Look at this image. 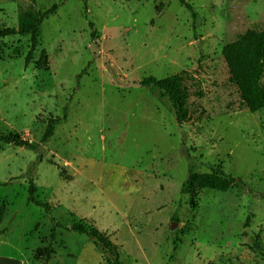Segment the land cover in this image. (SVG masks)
Here are the masks:
<instances>
[{
	"label": "rangeland",
	"instance_id": "374dc122",
	"mask_svg": "<svg viewBox=\"0 0 264 264\" xmlns=\"http://www.w3.org/2000/svg\"><path fill=\"white\" fill-rule=\"evenodd\" d=\"M187 1L195 19L178 0H85L86 12L82 0H0L1 27L57 4L28 65V35L0 38V135L38 144L0 141V264H106L98 244L64 228L78 220L107 234L120 264H264L254 247H264V109L244 107L221 53L264 29V0ZM181 71L190 118L178 124L137 81ZM210 165L246 187L180 192L190 169ZM29 180L49 213L27 202Z\"/></svg>",
	"mask_w": 264,
	"mask_h": 264
},
{
	"label": "trees",
	"instance_id": "16d2710c",
	"mask_svg": "<svg viewBox=\"0 0 264 264\" xmlns=\"http://www.w3.org/2000/svg\"><path fill=\"white\" fill-rule=\"evenodd\" d=\"M82 1L86 12V2L85 0ZM178 2L190 12L194 19L196 18L192 4L187 0H178ZM56 8L57 4L54 3L45 10H23L18 15L15 27L0 26V38L13 35L29 36L30 45L24 57L25 65L32 61L33 53L39 45L41 23L45 18L53 14ZM87 24L92 30V22L88 20ZM90 33L92 37H95V31L92 30ZM221 53L227 67L228 80L236 87L244 107L251 113L264 109V84L261 82L264 76V29H247L236 39L223 45ZM45 61V55L41 51L36 63L42 65ZM187 79V73L181 71L159 79L145 76L138 80L137 83L140 86L155 88L164 95L173 109L175 121L181 124L190 118L188 105L190 90L186 84ZM65 117L66 114L64 112L62 117L49 118L40 142L47 141L53 135L55 124ZM0 141L29 149H36L38 146L37 143L26 140L18 134L0 135ZM49 161L52 162V160ZM63 172L64 170L60 171L61 176H63ZM195 187L224 192L233 187L244 188L246 184L241 178L226 173L220 165H210L209 171L206 172H196L190 169L187 178L181 184L180 192L188 193ZM27 192L28 203L42 208L45 213L51 211V206L48 202L40 201L37 198L36 187L32 180L28 181ZM4 214L5 206L0 203V222L3 220ZM51 221L54 224L51 232V237H53L55 228L60 225L55 222L53 217ZM64 228L68 231L85 235L98 244L107 254L106 264H120L118 248L105 232L100 231L93 225L84 223L82 220L73 222L70 226H65ZM254 247L264 254V247L257 243H255ZM48 257L49 252L46 258Z\"/></svg>",
	"mask_w": 264,
	"mask_h": 264
},
{
	"label": "water",
	"instance_id": "95a60500",
	"mask_svg": "<svg viewBox=\"0 0 264 264\" xmlns=\"http://www.w3.org/2000/svg\"><path fill=\"white\" fill-rule=\"evenodd\" d=\"M174 227H175V223H174V222H171V223L169 224V228H170V230L174 229Z\"/></svg>",
	"mask_w": 264,
	"mask_h": 264
}]
</instances>
